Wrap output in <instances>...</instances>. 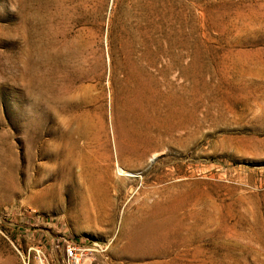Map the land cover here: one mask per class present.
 <instances>
[{
  "label": "rangeland",
  "instance_id": "rangeland-1",
  "mask_svg": "<svg viewBox=\"0 0 264 264\" xmlns=\"http://www.w3.org/2000/svg\"><path fill=\"white\" fill-rule=\"evenodd\" d=\"M69 243L264 264V0H0V264Z\"/></svg>",
  "mask_w": 264,
  "mask_h": 264
},
{
  "label": "bare ground",
  "instance_id": "bare-ground-1",
  "mask_svg": "<svg viewBox=\"0 0 264 264\" xmlns=\"http://www.w3.org/2000/svg\"><path fill=\"white\" fill-rule=\"evenodd\" d=\"M26 134H27V139L29 140L30 145L32 147H35V146H37V145H39L41 143V141H42V128H40L39 126H29ZM65 137L66 138L68 137V133H63V135L61 136L60 141H64ZM72 143H73L72 141L68 143L69 144L68 146H70L71 148H69V147L63 148V147H61V148H63V150L60 151L58 154H56L54 156L53 160L55 162L56 161L58 162V160L64 159V162H68V163L72 162V160H73V149H72L73 145H72ZM35 149H36V147H35Z\"/></svg>",
  "mask_w": 264,
  "mask_h": 264
},
{
  "label": "built area",
  "instance_id": "built-area-1",
  "mask_svg": "<svg viewBox=\"0 0 264 264\" xmlns=\"http://www.w3.org/2000/svg\"><path fill=\"white\" fill-rule=\"evenodd\" d=\"M86 254L85 248L81 245L69 243L64 251V258L68 264H80L82 257Z\"/></svg>",
  "mask_w": 264,
  "mask_h": 264
}]
</instances>
